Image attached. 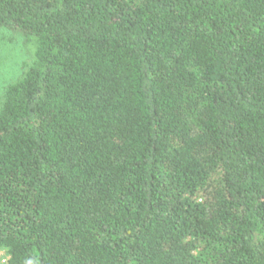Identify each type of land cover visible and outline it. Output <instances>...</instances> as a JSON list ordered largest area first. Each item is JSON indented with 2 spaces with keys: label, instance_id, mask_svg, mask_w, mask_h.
Wrapping results in <instances>:
<instances>
[{
  "label": "trees",
  "instance_id": "1",
  "mask_svg": "<svg viewBox=\"0 0 264 264\" xmlns=\"http://www.w3.org/2000/svg\"><path fill=\"white\" fill-rule=\"evenodd\" d=\"M0 31L33 48L7 264H264V0H0Z\"/></svg>",
  "mask_w": 264,
  "mask_h": 264
},
{
  "label": "rangeland",
  "instance_id": "2",
  "mask_svg": "<svg viewBox=\"0 0 264 264\" xmlns=\"http://www.w3.org/2000/svg\"><path fill=\"white\" fill-rule=\"evenodd\" d=\"M31 50L30 44L21 38L0 31V104L5 88L24 74ZM7 260L8 257L0 250V264H7Z\"/></svg>",
  "mask_w": 264,
  "mask_h": 264
}]
</instances>
